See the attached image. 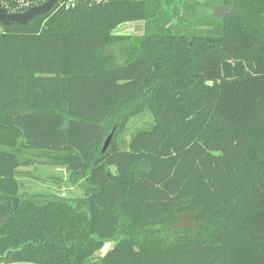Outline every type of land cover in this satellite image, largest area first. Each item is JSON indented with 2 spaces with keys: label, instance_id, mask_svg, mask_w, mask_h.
I'll list each match as a JSON object with an SVG mask.
<instances>
[{
  "label": "trees",
  "instance_id": "1",
  "mask_svg": "<svg viewBox=\"0 0 264 264\" xmlns=\"http://www.w3.org/2000/svg\"><path fill=\"white\" fill-rule=\"evenodd\" d=\"M128 21L142 33H113ZM0 27V264H264V0L55 3ZM34 162L84 194L23 192Z\"/></svg>",
  "mask_w": 264,
  "mask_h": 264
},
{
  "label": "rangeland",
  "instance_id": "2",
  "mask_svg": "<svg viewBox=\"0 0 264 264\" xmlns=\"http://www.w3.org/2000/svg\"><path fill=\"white\" fill-rule=\"evenodd\" d=\"M2 1L6 2V0ZM55 3H57L58 6L61 4L59 1ZM91 4L94 3L92 2ZM10 8L13 10L12 7ZM181 26L184 27L183 25ZM142 30V21H128L118 25L113 30V33L138 34L142 33ZM154 122L155 117L149 109H144L143 111L130 116L126 121L124 129L119 135V140L123 145L126 144L134 131L148 128ZM21 172L19 180L22 183L21 187L23 192L29 194L52 193L65 196H82L84 194L82 187L72 185L68 182V173L64 167L34 162L31 165L21 167ZM111 245L112 243L110 242L106 243L104 248L101 252H98V254L104 253Z\"/></svg>",
  "mask_w": 264,
  "mask_h": 264
},
{
  "label": "water",
  "instance_id": "3",
  "mask_svg": "<svg viewBox=\"0 0 264 264\" xmlns=\"http://www.w3.org/2000/svg\"><path fill=\"white\" fill-rule=\"evenodd\" d=\"M57 1L58 0H45L38 5L28 7L27 9L18 12L8 11L0 4V24L8 26L17 22L21 25H26L34 16L46 13ZM221 70L222 75L225 78L237 77L242 75L243 65L240 61L232 62L224 60L221 62ZM212 83L213 82L209 80L205 81L206 85H212ZM112 134L113 130L105 138L101 149L102 151H105L108 147Z\"/></svg>",
  "mask_w": 264,
  "mask_h": 264
},
{
  "label": "built area",
  "instance_id": "4",
  "mask_svg": "<svg viewBox=\"0 0 264 264\" xmlns=\"http://www.w3.org/2000/svg\"><path fill=\"white\" fill-rule=\"evenodd\" d=\"M45 0H7V7H9V2L12 3V11L11 12H18V11H23L27 9L28 7L38 5L42 3ZM61 2L60 5H63L64 7H73L77 2L79 1H87L88 3H101L107 0H58ZM2 6V5H1ZM7 9V8H6Z\"/></svg>",
  "mask_w": 264,
  "mask_h": 264
}]
</instances>
